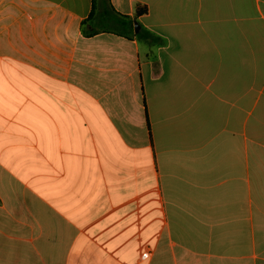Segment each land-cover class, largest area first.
<instances>
[{
  "label": "crops",
  "instance_id": "obj_1",
  "mask_svg": "<svg viewBox=\"0 0 264 264\" xmlns=\"http://www.w3.org/2000/svg\"><path fill=\"white\" fill-rule=\"evenodd\" d=\"M0 264H264V0H0Z\"/></svg>",
  "mask_w": 264,
  "mask_h": 264
},
{
  "label": "trees",
  "instance_id": "obj_2",
  "mask_svg": "<svg viewBox=\"0 0 264 264\" xmlns=\"http://www.w3.org/2000/svg\"><path fill=\"white\" fill-rule=\"evenodd\" d=\"M147 12H148V9H147L146 6L138 7V9L136 10V16L139 17V16H142V15H145V14H147ZM144 32L145 31L142 29L141 33H139L137 35V37H140ZM145 33H147L148 35H152L149 32H145ZM152 37H153V40L157 39V37H155L154 35H152Z\"/></svg>",
  "mask_w": 264,
  "mask_h": 264
},
{
  "label": "built area",
  "instance_id": "obj_3",
  "mask_svg": "<svg viewBox=\"0 0 264 264\" xmlns=\"http://www.w3.org/2000/svg\"><path fill=\"white\" fill-rule=\"evenodd\" d=\"M151 257V252L149 251V252H145L144 254H143V259L144 260H147V259H149Z\"/></svg>",
  "mask_w": 264,
  "mask_h": 264
},
{
  "label": "water",
  "instance_id": "obj_4",
  "mask_svg": "<svg viewBox=\"0 0 264 264\" xmlns=\"http://www.w3.org/2000/svg\"><path fill=\"white\" fill-rule=\"evenodd\" d=\"M140 31V26L138 22H135V32L138 33Z\"/></svg>",
  "mask_w": 264,
  "mask_h": 264
}]
</instances>
